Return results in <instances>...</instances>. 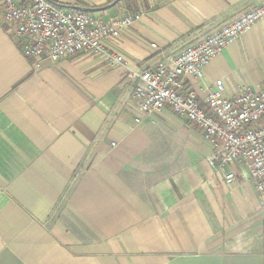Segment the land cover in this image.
I'll use <instances>...</instances> for the list:
<instances>
[{
  "label": "crops",
  "instance_id": "0c3cea01",
  "mask_svg": "<svg viewBox=\"0 0 264 264\" xmlns=\"http://www.w3.org/2000/svg\"><path fill=\"white\" fill-rule=\"evenodd\" d=\"M106 18L138 12L125 59L83 54L35 70L0 20V264H264V220L247 171L168 109L135 123L128 70L194 43L264 0H58ZM155 43L157 48H152ZM227 95L264 81V18L192 81Z\"/></svg>",
  "mask_w": 264,
  "mask_h": 264
},
{
  "label": "built area",
  "instance_id": "2783aa9c",
  "mask_svg": "<svg viewBox=\"0 0 264 264\" xmlns=\"http://www.w3.org/2000/svg\"><path fill=\"white\" fill-rule=\"evenodd\" d=\"M140 13L106 18L84 9L61 6L58 0H0V20L11 32L19 52L35 70L44 60L88 54L104 56L112 64L125 65V59L105 40H117ZM264 18V4L223 24L202 39L177 52L161 56L150 67L128 70L133 80L131 97L135 123L149 113L170 110L186 116L191 127L211 146L207 161L223 172V182L232 183L230 165L246 169L260 200L264 220V81L241 86L227 95L217 79L201 99L192 85L205 66L228 44L258 20ZM157 48L155 43L150 44Z\"/></svg>",
  "mask_w": 264,
  "mask_h": 264
},
{
  "label": "water",
  "instance_id": "95a60500",
  "mask_svg": "<svg viewBox=\"0 0 264 264\" xmlns=\"http://www.w3.org/2000/svg\"><path fill=\"white\" fill-rule=\"evenodd\" d=\"M118 0H112L111 4L116 3ZM68 8H74V9H84V10H88V11H93L95 10L94 8H90V7H78V6H69ZM186 117V116H185Z\"/></svg>",
  "mask_w": 264,
  "mask_h": 264
}]
</instances>
